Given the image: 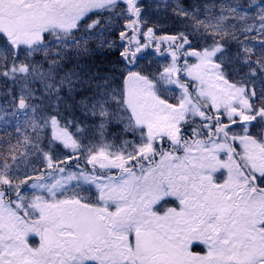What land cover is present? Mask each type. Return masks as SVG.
I'll use <instances>...</instances> for the list:
<instances>
[{
	"label": "rangeland",
	"instance_id": "374dc122",
	"mask_svg": "<svg viewBox=\"0 0 264 264\" xmlns=\"http://www.w3.org/2000/svg\"><path fill=\"white\" fill-rule=\"evenodd\" d=\"M136 1L0 0V16L10 18L15 27L7 41L10 49L32 54L41 47L37 45L44 32L59 35L78 26L91 32L98 22L111 19L117 8L137 14L132 9ZM215 6L208 0L191 9L201 25H182L180 32L190 34L188 41L180 37L140 41L134 33L124 34L125 56L133 60L145 48L153 51L155 61L163 66L161 86L167 94L174 92L173 103L156 96L146 79L129 74L115 110L102 119L96 137L83 138L80 130L69 135L56 128L55 142L49 144L60 147L54 155L72 151L90 169L76 166L28 184L13 203L0 192L3 264H78L82 253L96 247L103 222L96 208L136 207L133 216L116 217L112 231L121 235L134 231L138 219H154L153 213L164 214L169 208L180 210L167 215L171 224L180 222L181 230L171 242L175 250L180 245L178 234L187 242L194 233L196 223L185 226L193 219L189 215L194 211L193 195L200 197L205 188L221 192L243 181L247 201L250 196L264 197L251 185L252 175L264 171V135L257 145L243 129L257 111H251L240 88L246 80L261 82L250 69L249 51L258 50L264 61V5L245 7L230 0ZM225 26L228 31L223 32ZM254 31L257 34L250 36ZM26 78L24 74L19 80L23 84ZM261 111L257 115L263 123ZM220 116L223 121H216ZM112 123L120 124L119 131L108 128ZM132 129L134 134L127 137L124 131ZM40 157L46 162V156ZM2 173L0 169V185ZM99 191L104 193L103 201L97 198ZM173 193L181 196L175 203L169 199ZM68 221L77 228L64 227ZM43 228L58 233L48 249L40 237Z\"/></svg>",
	"mask_w": 264,
	"mask_h": 264
},
{
	"label": "trees",
	"instance_id": "16d2710c",
	"mask_svg": "<svg viewBox=\"0 0 264 264\" xmlns=\"http://www.w3.org/2000/svg\"><path fill=\"white\" fill-rule=\"evenodd\" d=\"M205 1L208 0H137L132 7L137 14L117 8L111 19L98 22L91 32L80 31V26L59 35L57 31L44 32L37 45L41 47L32 54L10 49L0 35V169L4 178L0 192L4 199L13 203L28 184L60 170L71 171L76 166L90 169L72 151H65L66 155L60 157L54 155L60 147L49 148L55 142L53 133L56 128L69 135L80 130L83 138L96 137L102 119L115 110L114 103L123 93L127 75L135 73L146 79L156 96L173 103L174 92L167 94L161 86L163 66L155 61L153 51L145 48L139 57L123 59L120 52L126 54L127 44L120 33H134L140 41L144 37H180L188 41L190 34L180 32L181 27L198 24L200 19L191 9ZM210 1L219 6L230 0ZM232 1L245 7L253 3L264 5V0ZM201 29L205 31L204 27ZM222 29L228 31L226 26ZM250 34L254 36L257 31ZM255 51L258 50L249 51L250 69L261 82L246 80L240 88L251 111H257L243 129L259 145V136L264 135V122L257 115L259 110L264 112V61ZM24 74L27 78L22 84L19 79ZM218 118L216 121L220 122L224 119ZM119 126L112 123L108 128L119 131ZM133 130L124 133L131 137ZM40 154L47 157L46 162ZM71 155L72 159H66Z\"/></svg>",
	"mask_w": 264,
	"mask_h": 264
},
{
	"label": "snow or ice",
	"instance_id": "6c2138e0",
	"mask_svg": "<svg viewBox=\"0 0 264 264\" xmlns=\"http://www.w3.org/2000/svg\"><path fill=\"white\" fill-rule=\"evenodd\" d=\"M151 31L152 29H149V32ZM120 36L123 38L124 33H120ZM120 55L127 60L123 51ZM253 171L255 173V170ZM257 176L264 179V171L255 173L251 177L253 184L258 187ZM260 191L264 194V188ZM97 198L104 200L103 191L98 192ZM183 203L184 201H181V204ZM190 204L194 211L189 215L193 219L191 224L185 221V226H192L196 221H200L208 232L207 240H193L188 246V252L196 257L191 264H264V220L253 221L255 233L245 238L230 205H213L207 198L195 195ZM85 207L94 206L85 205ZM179 211L169 208L164 214L153 213L154 219H138L134 231L121 235L112 231L117 224L116 217L121 213L133 216L137 212L136 207L127 205L117 207L115 210H109L106 206L96 208V212L102 214L103 221L99 224V234L94 241L96 247L82 253V259L78 264H185L178 256L173 255L171 247L176 233L181 230L180 222L171 224L167 219L168 213L175 215ZM64 227L74 230L77 228L72 221H68ZM209 240L211 243L208 242ZM216 251L222 252L226 259L210 260L209 258ZM0 264L3 262L0 261Z\"/></svg>",
	"mask_w": 264,
	"mask_h": 264
},
{
	"label": "flooded vegetation",
	"instance_id": "af4514ba",
	"mask_svg": "<svg viewBox=\"0 0 264 264\" xmlns=\"http://www.w3.org/2000/svg\"><path fill=\"white\" fill-rule=\"evenodd\" d=\"M14 28L15 27L13 25V21L10 18H7L5 16H0V35H2L4 39L8 41V37L10 36V33L14 31ZM242 182L243 181L233 182L231 183L230 187L226 189H221V192L216 190H213L214 192H212L211 188L209 189L205 188V190H203L205 193L202 194L200 197L203 198L204 195L207 196V200L209 201V203L213 205H217V206L224 204L230 205L231 211L236 217V222L241 230V233L245 235V238H247L248 236H251L255 233L254 225L252 222L259 221L260 218L263 217L262 215L264 214V197L259 198L260 200H253L250 196L249 201H247L245 193L247 192L248 187H246L245 184H243ZM257 182L259 184L258 187L253 184L252 180H251L252 183L251 185L253 188L255 187L256 191L261 192L260 190L264 188L261 186L264 185V179L257 176ZM177 194L180 193H173L172 197H170L169 199L170 200L173 199V201L180 200L181 196L177 197ZM247 204L250 207L249 209L252 208L249 215H247V209H248ZM160 205H164V203L162 202V204H159V206ZM169 205L173 206V204H169ZM157 208L158 207H156V209ZM193 230L194 233L192 234V237L189 240H187V242H183L182 237L179 236L178 234L177 242H180V245L177 248H175V250H172L173 255L178 256V258L183 260L185 264H191V261L193 259H196V257L192 256V254L188 252V246L190 245V243L193 240L208 239V232L203 228L200 221L196 222V225L194 226ZM51 231L54 236V241H53L54 243L56 239L55 235L58 233L57 232L55 233V231L53 232V230ZM208 242L211 243L210 240ZM134 246L135 245H133V247ZM209 259L213 261H223L226 259V257L222 252L216 251L213 252L212 256Z\"/></svg>",
	"mask_w": 264,
	"mask_h": 264
},
{
	"label": "water",
	"instance_id": "95a60500",
	"mask_svg": "<svg viewBox=\"0 0 264 264\" xmlns=\"http://www.w3.org/2000/svg\"><path fill=\"white\" fill-rule=\"evenodd\" d=\"M40 237H41L42 245L46 249H48L54 241V236L52 234V231L48 228L42 229Z\"/></svg>",
	"mask_w": 264,
	"mask_h": 264
}]
</instances>
